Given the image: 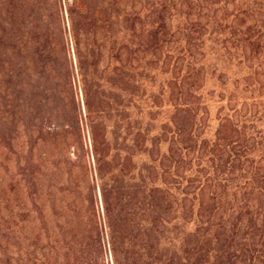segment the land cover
Returning <instances> with one entry per match:
<instances>
[{
    "label": "rangeland",
    "instance_id": "1",
    "mask_svg": "<svg viewBox=\"0 0 264 264\" xmlns=\"http://www.w3.org/2000/svg\"><path fill=\"white\" fill-rule=\"evenodd\" d=\"M11 1L0 0V34ZM46 1L60 15L58 91L39 92L30 112L20 101L13 107L0 74V264H111L94 185L92 198L69 0ZM111 1L131 43L135 68L127 82L119 41L104 39L102 23L89 19L114 12ZM80 5L89 21V35H79L85 99L90 108L113 103L102 121L110 148L105 178L132 199L144 195L142 187L154 190L170 219L162 244L169 264H264V0ZM133 212L126 214L128 240L137 237V221L145 223L138 220L145 212Z\"/></svg>",
    "mask_w": 264,
    "mask_h": 264
},
{
    "label": "trees",
    "instance_id": "2",
    "mask_svg": "<svg viewBox=\"0 0 264 264\" xmlns=\"http://www.w3.org/2000/svg\"><path fill=\"white\" fill-rule=\"evenodd\" d=\"M80 2L81 0H69L66 16L70 40L77 60V73L80 77V87L86 112L85 123L93 158V178L90 179V181L92 180V198H95L96 191L94 192V190L96 187L101 210V222L106 233L109 262L111 264H169V257L162 250V244L167 237L164 234L165 230L167 231L165 225L170 219L161 215L160 203L155 200L154 190L151 188L145 190L142 187L144 195L137 193V198L132 199L134 194L123 195V191L120 190L119 186H116L115 178L111 181L105 178V172L110 167V158L106 160L110 155V148L105 142V126L102 121L105 118L106 109L112 111L110 107L113 103L108 99L104 103L98 100L95 107L90 108L85 99L88 91H86L87 87L83 80L85 68L82 67L79 35L81 33L89 35L87 27H84L85 23L89 21L85 12H79L82 10ZM109 5L113 7L114 12L107 13L102 18L89 17V19L92 23L95 20L102 23L104 31L101 35L104 39H110L112 43L116 40L119 41V45L116 47L120 67L119 73L122 75L123 81L127 82L130 81L128 72L135 68L130 58V54H132L131 43L125 40L123 28L118 24L117 1H111ZM7 10V14L3 13L6 19L4 21L5 26L2 27L3 29L6 28L7 35L3 34L2 28L0 34V48L2 49L5 45V41L8 42L7 57L0 60V74L5 76L8 84H10L9 92L14 102L13 107H16L20 101L22 109H28L32 112L40 100L37 97L39 92L53 93L58 91L54 74H56V57L59 48V57H61V53L63 55L59 10L57 8L52 9L46 0H12ZM94 32L92 31L91 34ZM121 33L122 36H120ZM91 39L94 41L93 37ZM112 48L113 45H111ZM1 55L3 52H0V57ZM17 63L18 69H15ZM122 88L121 90H124ZM19 90L23 92V95L19 93ZM124 95L128 99L133 97V93L128 90L124 91ZM127 100L121 104L123 109L129 107L127 104L130 101L127 102ZM104 163L105 165L102 166ZM134 193L136 194V192ZM131 199L132 203H130ZM136 208L137 212L146 213V215L141 213L138 217V220L143 217L145 223L138 226L139 221H137V237L134 233L128 240L126 237V214L129 212L133 215ZM181 260L186 261L187 257L184 255L178 258L179 263Z\"/></svg>",
    "mask_w": 264,
    "mask_h": 264
}]
</instances>
